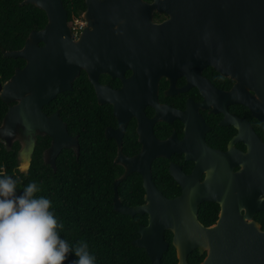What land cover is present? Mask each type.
<instances>
[{"label": "water", "instance_id": "1", "mask_svg": "<svg viewBox=\"0 0 264 264\" xmlns=\"http://www.w3.org/2000/svg\"><path fill=\"white\" fill-rule=\"evenodd\" d=\"M25 5L43 10L48 23L43 30L31 32L22 49L2 50L5 57L25 60L26 66L17 69L4 86L0 82L2 101H19L3 119L0 142L11 148L18 129L23 127L25 142L18 155L19 169L24 163L29 168L22 173L30 170L37 134L53 138L46 161L54 168L63 149L79 152L78 138L69 134L58 113L49 117L43 108L59 94L71 91L82 70L89 73L97 92L101 90L98 75L113 74L118 66H122L120 72L133 69L136 80L141 71L147 73L156 88L160 76L170 71L163 67L167 63L163 49L169 38L182 40L184 53L195 56L189 58L191 62L195 63L199 54L203 65L234 79V90L223 96L246 105L255 118L264 121L259 104V96H264V73L259 72L264 63V0H155L152 4L143 0H86L84 17L88 25L78 39L72 37L63 0H24L21 6ZM155 10L167 11L172 18L155 24ZM138 13L146 19L142 27L132 26L129 30L130 39L136 41L132 45L136 51L130 53V57L134 53V60L118 58L113 52L110 61L99 60V49L113 46L101 40L102 34L113 32L112 24L118 17ZM41 42L43 46L39 45ZM139 47L145 51H138ZM168 144L155 142L159 150L145 149L135 158L119 159L126 171L115 182L114 210L132 217L148 216V224L140 227L139 238L133 245L145 249L150 264H162L170 246L165 233L170 231L178 264H189L188 258L195 250L205 256L200 264H264V230L254 220L256 213L264 211V166L259 154L251 150L230 164L225 163L226 154L212 151L215 162L211 166L215 170L201 184L196 177L178 173L172 165L170 172L184 192L178 198L168 199L155 186L151 172L156 158L169 157L162 153ZM234 166L243 169L234 173ZM220 167L224 170L218 171ZM133 171L143 176L145 203L127 206L120 199L118 187ZM217 176L228 180L217 182ZM204 202L221 207L217 221L210 226L199 220V206Z\"/></svg>", "mask_w": 264, "mask_h": 264}, {"label": "flooded vegetation", "instance_id": "2", "mask_svg": "<svg viewBox=\"0 0 264 264\" xmlns=\"http://www.w3.org/2000/svg\"><path fill=\"white\" fill-rule=\"evenodd\" d=\"M84 2L86 5V0ZM143 2L152 4L155 0H143ZM86 11L87 5L80 13L86 22L83 31L88 25L84 17ZM171 18L172 16L167 11L160 13L155 10L152 13V21L155 24L165 23ZM145 19L143 13L118 17V21L112 24L113 32L103 33L101 36L104 43H111L113 46L100 48L101 55L98 59L110 61L113 57L110 52H113L118 58L133 61L135 55L133 53L130 57V53L136 51L135 45L132 46L136 41L130 39L129 30L132 26L142 27ZM39 45L44 44L41 42ZM138 51H145V49L139 47ZM163 51L165 52L164 60L167 62L163 67L170 71L160 76L156 88L147 73L141 71V77L136 80L133 69L120 72L122 66H118L113 74L102 72L98 75L101 90L97 92L89 73L86 70L81 71L80 76L73 83V89L66 92H73L74 96L79 94L80 103L78 105L84 117L83 131L85 132L82 141L79 135L71 130V121L74 116L70 110L61 108L62 104L55 101L66 92L59 94L43 108L49 117L58 113L59 118L66 124L69 134L78 138L79 152L73 148L63 149L62 152L72 150L76 156H80L81 148L84 147L85 167L86 156L95 157L101 164L111 166L113 204L115 182L126 171L125 167L119 163V159L121 157L135 158L145 149L148 152L159 150L155 142H169L165 149H162V153L169 154V157L156 158L151 168L155 186L168 199L178 198L184 192L183 186L171 174V166L173 165L175 170L185 177H196L199 184L204 183L215 170V167L211 166L215 162L211 155L212 151L226 154L225 163L233 164V162L236 163L233 161L235 158L246 156L254 150L259 154L260 163L264 166V121L255 118L246 105L232 102L231 99L223 96V94L231 93L237 82L231 77L223 76L214 67L203 65L199 54H197V61L191 62L189 58L195 56L184 53L182 40L178 37L166 39ZM24 62L25 65L16 70L23 69L26 66V61ZM259 70L264 73V63ZM8 80L0 82L4 86ZM244 93L246 94V91ZM260 96L259 104L263 109L261 116L264 117V96L263 94ZM152 100L155 101L154 104ZM0 101L3 102L1 97ZM18 103L19 101L4 103L7 106L5 115L11 107ZM90 123L94 125H89ZM92 127H95V132L91 135L90 128ZM40 137L48 138V146L43 150L44 162L56 171V167L54 168L46 161V153L53 144V138L49 135L37 134L33 158L38 146L42 144L39 141ZM16 142L20 145L19 155L25 142L23 127L18 129L14 143ZM242 169V166H234L233 172L237 173ZM223 170V167H220L218 171ZM130 176L141 180L144 196L143 203L138 205H142L145 203L146 194L143 176L137 171H133ZM223 180L226 182L228 177H216L217 182ZM205 203L217 205L219 217L220 205L214 202H204L201 205ZM262 212L264 211L255 214V221L259 222L257 215Z\"/></svg>", "mask_w": 264, "mask_h": 264}, {"label": "trees", "instance_id": "3", "mask_svg": "<svg viewBox=\"0 0 264 264\" xmlns=\"http://www.w3.org/2000/svg\"><path fill=\"white\" fill-rule=\"evenodd\" d=\"M23 1L0 0L1 82L10 79L16 68L25 65L22 59L5 57L2 50L22 49L31 32L42 29L47 24V16L43 10L34 5L21 6ZM63 4L69 14V23L74 15H80L86 8L84 0H63ZM73 94L75 93L66 92L55 101L62 104L61 108L70 110L74 116L71 130L78 134L82 141L85 136L84 117L78 105L79 94ZM6 111L7 106L0 101V126ZM90 130L92 135L95 127ZM39 141L42 144L36 150L28 173H22L18 169L20 145L16 142L7 149L4 143L0 142V178L19 177L17 194H22L23 188L28 184H37L40 191L36 196H44L51 201L49 211L54 213L58 224L64 225L62 229L57 228L58 234L73 248L80 242L87 243L90 255L95 257L94 264H150L145 249L133 245V241L139 238L140 227L147 225L148 218L146 215L132 217L114 210L111 166L101 164L95 157L86 156L85 167V151L82 147L80 156H76L72 150H64L56 161L54 171L43 159V150L48 146V138L40 137ZM134 178L135 176L128 177L118 188L122 202L128 206L143 203L144 190L141 180ZM218 210L219 207L215 204L201 205V222L206 226L213 225L218 219ZM257 220L264 230V212L257 215ZM165 238L170 246L164 254L162 264H178L176 249L172 244L173 234L167 231ZM204 258L205 256L195 250L190 254L188 262L200 264ZM75 259L77 257L73 253L65 264H71Z\"/></svg>", "mask_w": 264, "mask_h": 264}, {"label": "clouds", "instance_id": "4", "mask_svg": "<svg viewBox=\"0 0 264 264\" xmlns=\"http://www.w3.org/2000/svg\"><path fill=\"white\" fill-rule=\"evenodd\" d=\"M29 165H21L27 171ZM19 177L0 178V264H65L69 255L77 259L71 264H94L88 245L80 242L74 248L62 239L51 201L36 196L37 184L30 183L17 194Z\"/></svg>", "mask_w": 264, "mask_h": 264}, {"label": "built area", "instance_id": "5", "mask_svg": "<svg viewBox=\"0 0 264 264\" xmlns=\"http://www.w3.org/2000/svg\"><path fill=\"white\" fill-rule=\"evenodd\" d=\"M85 25L86 22L81 14L73 16L71 23H69L73 39H78L80 37Z\"/></svg>", "mask_w": 264, "mask_h": 264}]
</instances>
